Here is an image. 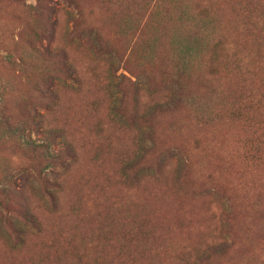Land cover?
<instances>
[{
	"label": "rangeland",
	"instance_id": "1",
	"mask_svg": "<svg viewBox=\"0 0 264 264\" xmlns=\"http://www.w3.org/2000/svg\"><path fill=\"white\" fill-rule=\"evenodd\" d=\"M0 264H264V0H0Z\"/></svg>",
	"mask_w": 264,
	"mask_h": 264
}]
</instances>
